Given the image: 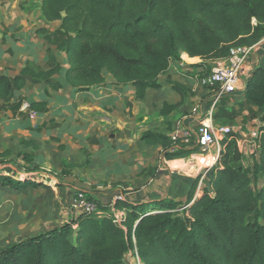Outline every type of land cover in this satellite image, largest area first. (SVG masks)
I'll list each match as a JSON object with an SVG mask.
<instances>
[{
  "label": "trees",
  "instance_id": "16d2710c",
  "mask_svg": "<svg viewBox=\"0 0 264 264\" xmlns=\"http://www.w3.org/2000/svg\"><path fill=\"white\" fill-rule=\"evenodd\" d=\"M41 9L47 22H60L54 29H40L56 48L47 49L45 75L55 89L62 86L56 75L64 69L55 50L67 54L65 77L73 87L102 85L108 71L118 84H132L143 98L147 89L162 88L160 76L183 52L222 59L234 46H252L264 37V0H42ZM207 65L204 76L211 72ZM168 79L182 100L191 93ZM13 90L10 80L0 79V97L8 98ZM222 102L215 120L223 116ZM168 104L164 113L176 105ZM244 104L256 106L264 121L263 67L253 72ZM144 138L163 144L168 158L193 150L180 142L175 149L165 133L147 131ZM257 142L250 155L231 133L202 193L194 198L193 188L185 203L164 198L153 204L157 211L147 212L151 205L118 199L115 206L125 210L121 224L108 205L86 193L101 214L80 212L60 226L19 240L0 250V264H130L129 253L142 264H264V183L259 186L264 179V125ZM22 159L17 168L13 152L0 151V185H49L52 179L31 175L38 170L26 165L33 161L31 154L22 153Z\"/></svg>",
  "mask_w": 264,
  "mask_h": 264
},
{
  "label": "crops",
  "instance_id": "0c3cea01",
  "mask_svg": "<svg viewBox=\"0 0 264 264\" xmlns=\"http://www.w3.org/2000/svg\"><path fill=\"white\" fill-rule=\"evenodd\" d=\"M41 4L42 0H0V79L10 80L14 86L11 96L1 97L0 101V151H12L17 158L13 166L17 168L25 162L22 153L31 154L33 161L26 165L38 167L32 176L52 179L48 186L57 181L60 189L74 179L78 188H85L111 211L125 213L115 206L118 199L137 206L151 205L145 211L154 212L158 206L153 204L161 199L185 203L193 188L194 198L202 193L208 182L199 185V177L164 169V145L149 143L144 133L154 131L171 137L179 122L196 126L199 116L184 114L187 95L184 100L176 95L178 91L168 76L187 86L194 99L202 101L203 110H208L213 91L201 79L208 70L207 64L214 66L219 59L183 52L181 59L172 60L168 72L160 76L162 88L147 89L143 98L137 97L132 84H118L108 71L104 84L79 90L65 77L68 62L56 75L62 86L55 89L47 84L45 75L47 49L56 48L40 29H54L59 21L47 22ZM53 24L57 25L52 27ZM260 67L264 68V37L248 53L238 89L223 97L219 105L222 118H214L216 125L232 127V133L240 139L239 147L246 152L250 146L248 137L264 125L261 114L256 115L258 108L244 104L248 83ZM162 89L170 90L173 97L158 99ZM166 102L176 104L169 113L163 112ZM191 147L193 150L186 157L199 167L204 165L201 148ZM126 259L130 264H142L131 253Z\"/></svg>",
  "mask_w": 264,
  "mask_h": 264
},
{
  "label": "built area",
  "instance_id": "2783aa9c",
  "mask_svg": "<svg viewBox=\"0 0 264 264\" xmlns=\"http://www.w3.org/2000/svg\"><path fill=\"white\" fill-rule=\"evenodd\" d=\"M251 50L252 46H234L229 56L219 59L216 64H214L211 72L201 79V82L211 87L213 91V99L210 108L208 110H202V113L196 119V126H184L179 122L177 131L171 136L172 140L176 143L175 149L179 147L178 142L187 145H198L206 159L204 165L199 167L186 156L167 157L163 160L164 169L175 173L181 172L199 177V185H201L202 182H208L210 180L208 175L212 167L219 162L225 140L229 139L233 132L230 126H221L214 123L215 110L225 95L235 92L238 89L239 83L241 82V73L243 72V63ZM35 114L36 112L33 111L32 117H34ZM260 133L261 130L258 128L254 131L251 139H248L250 146L247 152L250 155L257 150V139ZM239 140L240 139L237 138L238 143ZM77 198L79 199L80 212H99V208L95 201H91L86 197V192L80 191ZM113 212L115 215L114 221L121 224L124 216L123 211L114 210ZM137 258L139 259L138 256Z\"/></svg>",
  "mask_w": 264,
  "mask_h": 264
},
{
  "label": "rangeland",
  "instance_id": "374dc122",
  "mask_svg": "<svg viewBox=\"0 0 264 264\" xmlns=\"http://www.w3.org/2000/svg\"><path fill=\"white\" fill-rule=\"evenodd\" d=\"M53 25L52 27H55L57 24ZM56 54L61 64L65 66L67 54L58 50ZM212 66L211 64L210 68ZM162 80H166L165 77H162ZM171 94L170 90L162 89L157 96H159L158 99L167 96L169 100L173 97ZM176 95L180 96V93ZM152 98L156 100L154 95ZM194 98V95L187 94V110L184 114L200 116L203 104L201 100ZM166 103L168 104V102ZM248 139H251V136ZM242 146L247 147L245 144ZM249 162L252 163L251 159ZM263 183L264 179H260L259 186ZM80 191L88 193L85 188H78L74 179L66 181L62 189L59 188L57 181L53 182L51 186L41 184L23 188H7L0 185V250L21 239L45 232L75 218V215L80 213L79 199L77 198ZM98 213H102V210H99ZM128 258L133 260L131 256Z\"/></svg>",
  "mask_w": 264,
  "mask_h": 264
}]
</instances>
